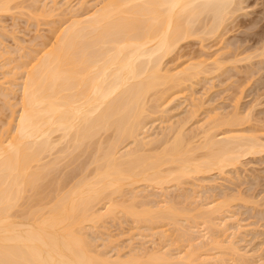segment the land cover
<instances>
[{
  "label": "bare ground",
  "instance_id": "1",
  "mask_svg": "<svg viewBox=\"0 0 264 264\" xmlns=\"http://www.w3.org/2000/svg\"><path fill=\"white\" fill-rule=\"evenodd\" d=\"M15 1L17 0H0V13L13 10L16 6L13 4ZM38 1L40 0H30L25 7L38 14ZM100 1H97V5L99 2L102 4L94 7L95 10L93 9L91 14L88 11V15L87 6L85 14H82L84 10L82 12L77 10L85 6L84 1L80 2L81 6H76L79 7L77 9L73 7L74 5L70 7L74 8L69 10L72 12V16L68 19L70 22L68 21L69 23L59 31L54 41L48 40L51 43L47 42V46L43 47V51L41 50V55L35 58L34 64L31 63L32 65L27 69L23 68V72L20 69L18 74L22 73V76L19 75V78L16 77L18 75L16 69V71L13 68V70H6L8 79L1 83L4 85L8 82L10 87L14 88L19 85L21 96L17 105L12 103L15 107L19 106L18 115L14 117V121L13 116L17 112L14 111L12 116L15 124L9 121L13 125L9 127L8 123L7 126L11 128L9 133L7 131L9 128L4 126L5 129L3 128L2 131L7 132L0 131L2 132L0 134V264H174L177 260L183 261V259L184 263L190 262L189 264L193 262L195 264L218 262L219 264L220 261L212 256L214 252L209 255L204 251L201 255V251L200 254L199 246L202 247L204 242L199 238L205 239L207 244L212 238L211 245L222 243L219 242L220 235L217 233L221 234L222 230H226L223 224L228 226L227 220L232 219L233 216L228 219L225 216L223 221L217 220L220 216H224L222 214L228 212L226 211L228 195L226 197V194L221 195L215 202H210L206 197L208 200L200 203V199L202 202L206 200L203 199L205 192L202 198L195 200L197 197L193 196L194 191L191 192L193 195H190L189 190V195L186 194L183 201L178 198L181 195H177L175 199L173 198L175 196L170 194V197L166 193L164 198L168 201H164L161 205L162 203H156L158 198L155 199V197L156 204L153 203L150 193L148 195L152 201L147 198L148 195L146 199H142L145 196H140L145 193L143 186L139 197V193L134 192L136 189L132 186L143 182L148 188L150 185L151 187L159 186L162 192L166 184L175 183L179 186L184 179L193 178V174L198 175L214 170L224 173L225 168L240 165L244 155L264 152V141L259 139L260 136L258 138L256 135L254 137L239 132L240 134L231 133V135L223 136L224 138H216L212 129L214 128L215 131V128L223 125L225 121L232 126L235 122L239 123L240 118L237 112L232 113L234 115L231 118L216 117V121L214 118L210 124L208 123L210 125L208 129L213 126L209 129L212 134L203 126L204 131H202L200 127L201 131H199L203 134L205 132L204 141L198 130L197 136L196 133L194 135L196 138L199 137V140L192 136L193 133L188 136L177 124L179 128L171 132V135L170 130L177 128L176 125L172 127H170L171 124L167 125L168 128L165 129L167 132L161 133L160 137L146 135L149 131V119L160 110V101L165 94L167 95V90L184 87L183 85L189 82L191 84L195 78L205 72H214L213 74H217L218 71L224 72L225 64L229 66L231 61L233 64L245 59L235 58L237 56H234L235 52L234 55L231 54L234 56H231L233 59L229 57L232 60L228 59L230 55L224 57L229 61L223 57L220 59L226 53L223 52L214 60H208L209 62L206 61L207 58L201 60L194 57L195 62L191 59L193 62L189 65L185 64L184 68L180 66L181 69H177L175 73L164 67V59L172 53L175 55L178 46L184 41L199 37L201 42H205L207 38L221 35L220 31L233 20L234 14L242 10L244 7L242 3L245 0ZM68 2L72 3L71 0ZM62 4L64 3L60 6L54 4L53 10L50 8V11H47L50 14H52L51 11L66 14L67 12L64 11L68 6L64 7ZM44 16L47 15L44 14ZM40 17L39 19L43 18ZM241 43L242 41L240 45L243 44ZM202 45L203 43L200 44ZM262 47L260 55L257 54L258 50L255 51L257 56H264V46ZM253 54L254 52L251 56ZM17 65L14 66L19 69L21 66ZM231 66L233 65L229 67ZM12 71L14 73H11ZM17 79H21L20 82ZM3 91H0L1 94ZM10 106L13 107V105ZM6 107L8 108L7 105ZM214 116L209 118L213 119ZM3 122L6 123V120ZM175 123L172 122V124ZM165 134H167L166 138ZM161 137L164 138H162L163 141H160ZM197 141L200 143L197 144ZM130 142L135 143L134 147L129 144L133 148L130 146L129 149L128 146L129 150H122ZM200 150L202 155L199 153ZM197 153L200 155L198 156ZM200 176L198 175L199 179L202 178ZM125 185H129L130 189L126 190ZM163 187L164 190H162ZM154 190L157 191V189ZM168 196L169 198H166ZM125 197L129 199H124ZM160 197L163 201V196ZM101 203L103 210L98 206ZM119 209L135 217L137 221H144L145 224L167 221L169 222L167 225L171 224L172 227L174 224V228L179 227L177 229L179 238L184 236L186 240L189 236L186 240L188 246V251L185 252L186 257H182V253L180 257L178 254V256L175 255L176 258L173 257L174 254L171 255L172 252L168 250V247L164 250L165 252H161L164 249L162 247V250L158 252L157 249L149 248V251L145 247L142 251L139 246L140 250L133 248L136 252L140 251L139 254L129 250L131 253L126 254L128 257L124 256L127 258L121 259L122 253L117 251L118 257L114 258L115 253L110 256L111 253L108 254L107 249L111 247L109 245H112L113 237L110 238L109 245L107 241L104 242L108 246L102 245L103 249L101 247L100 249L96 240L94 243L95 238L90 232L93 228H90L88 224H98L100 220L113 217ZM181 217H184L186 224ZM199 219L202 224L205 223L204 226L213 235H209L208 231L206 235L207 229L200 225L201 223L199 224ZM198 225L201 228L203 226L204 230L197 229ZM174 228L172 227V231ZM88 229L90 231H87ZM179 229L182 231L179 232ZM167 230V233L164 230L163 233L159 232L163 235L161 236L164 242L165 240L167 242L166 237L168 233L170 234V229L167 228ZM192 230L195 232V237L192 236ZM196 231H204V233L197 234ZM156 233L149 235L155 236ZM146 235L141 237L145 239ZM153 236L151 240L155 239ZM134 238L131 244H134L136 239L139 240ZM129 239L131 242V237ZM137 243H140V240ZM229 243L228 246L223 244L225 248L222 244L218 247L221 246L226 249V252L229 250L235 254L240 251L231 243V240ZM216 245L213 247L215 248ZM116 248L113 249L116 250ZM238 253L240 255L243 252ZM218 255L217 258H219ZM224 261L220 263L224 264ZM261 264L264 263L261 262Z\"/></svg>",
  "mask_w": 264,
  "mask_h": 264
},
{
  "label": "rangeland",
  "instance_id": "2",
  "mask_svg": "<svg viewBox=\"0 0 264 264\" xmlns=\"http://www.w3.org/2000/svg\"><path fill=\"white\" fill-rule=\"evenodd\" d=\"M28 1L30 2V0H28ZM28 1L27 0H17V1H15V3H13L14 5H16L13 8V10L11 9L9 11H4V12L0 13V84L8 79V77H7L8 71H6V70H10L13 68L14 70L15 69L17 70V71L15 70V71L18 74V72H20L21 70H22L21 72H23L24 69H27L32 64H34V62L36 61L35 58H37V56L41 55V53L43 51L42 49H44L47 46V42H48V44L51 43L52 42L51 40H53L54 37L59 34V31L70 22L68 20L70 18V16H72V12L69 11L70 9L79 8L76 6H81L80 2L84 1L87 5L84 4L85 6L83 8L80 7L77 10H79V11L81 10V12L84 10L82 12V14L87 11L86 13L88 15V11H89V14H91L93 12L92 11L93 9L95 10V8L98 5L102 4V3L100 4V2H102L100 0H99L100 2L98 3V5H97L98 0H71L72 3L68 2L70 0H43V1L40 0V1H38L39 6L37 5V8L39 7V9L37 10L39 13L37 14V12H35L34 10L31 11L28 7H25V5L27 3H29ZM55 2L58 3L59 5L56 4ZM66 2H68V4H70L71 6H69L68 4L65 5ZM61 3H64V4H62V5H64V7L68 6V8L64 11L65 13L66 12L67 13L64 14L62 12V14H61V12L59 13L57 11V13L59 14V15H57V13H55L54 11H51L52 14L53 13L54 14L53 15L50 14L49 9L52 8L51 10H53L52 5L55 4V5L60 6ZM95 3H96V5H94ZM17 4H19L18 7H17ZM20 4H22V5H20ZM242 4H243L242 6H244V7H242V10H239L237 12V14L236 13L234 14L233 17L235 19L232 17L233 20L229 21L228 25L226 24L227 26L225 25V27H224L225 29L223 28V30L220 31L221 35L218 34V36L215 35V36H213V38L210 37L211 39L207 38L208 40H205V42H201L199 37L190 38L189 40L184 41L183 43H181L182 45L180 44L182 47H180V45L178 46L179 48H177L178 51L176 50L177 53L175 52V55H174V53H172L171 54L172 56L169 55V57L167 56V58L164 59L165 60L164 61L165 66L164 67L165 68L167 67L168 71L170 69V70H172L173 73H175L177 71V69L178 70H179V68L181 69L180 66L183 67V66H185V64L188 63V65H189V63L193 62L192 60H194V57L197 59H201V60H203L204 58H207L206 61L209 62V61H212V59L214 60L215 57L217 58L218 54H220L219 56H221L223 52H226V53H224L221 56V58L219 57L220 59H222V57H223V59H225L224 57L225 56L227 57L228 55H230V56H228V59H230L236 55L237 56L235 58H245V59L241 60L240 62H237V63L235 62L233 64L231 63L232 61L229 62L230 65H233L231 67H229L230 65L228 66L225 64L227 70H225L226 68H224L225 67L224 66L223 67L224 70L222 68V70L224 72H222V71L217 72L216 71L217 74H213L214 72H205V73H202L203 75L200 74L198 76V78H195L194 79L195 82L193 81V83H191V84L189 82L188 84L183 85L184 87L180 86V87L173 88L172 90H167L168 93L165 92V93H167V95L166 94H165V96L162 95L164 97H162L163 98L161 100L162 102L160 101V103L162 105L160 104L161 108L158 111L159 113L157 112L156 115L152 116L149 119V124H148V128H149L148 130L149 131L146 133V135H151V136L155 135V136L160 137L163 133H165V131L167 130L166 128H168V126L170 124H171L170 127L177 124L182 128V130L183 129L185 130V133H187L188 136L191 135V133H193L192 136H195L194 135L195 133L197 136V133H199L201 131L200 127L203 126L207 130L208 129L207 127L210 126L209 124L212 122V120H214V118H215V121L217 120V118H222V117L224 118V116H229V118H231V116L233 117V115H234L232 113L237 112L240 119L237 117V115H236V118H237V120L238 119L240 120L239 123L235 122L236 124L234 123L235 125L233 124V126H232L231 123L226 124V121H225V122H223L224 123L223 125H219L217 127L215 126L216 127L215 131H214V128L212 129L213 133L215 132L214 135H216V138L217 137L222 138L223 136H226V134L227 135H231V133L240 134L242 132L243 134H245V135L248 134L249 136L250 135L251 136L256 135L258 138L260 136L261 138H259V139L264 141V67H262V66H264V56L263 55L261 57L259 56L261 49H263L262 46H264V43H263L264 42V0H247V1L245 0V2ZM72 6L74 8H70ZM86 6L88 9L85 11ZM47 10H49V11H47ZM43 12L47 16H44ZM81 12H78V13H81ZM33 14H35V15H33ZM87 15H85V16H87ZM40 16L41 17L44 16V17L41 18ZM37 17H38V19H37ZM39 17L41 19H39ZM196 38H198V39H196ZM48 40H50L51 42H49ZM241 41L243 43V44L241 43L242 45H240ZM201 43H203V45H202L203 47L205 46L204 48H202V46H200ZM260 46H261V48H260ZM235 48H237V49L235 50ZM257 48H259L260 50ZM228 49H229V52H228ZM257 50H258V52H257ZM255 51L257 52V54H259L258 56L256 55ZM203 52H205V53H203ZM234 52H235V55L233 54ZM253 52H254L255 56H254V54L251 56V53H253ZM184 53H185V55H184ZM231 54L234 56H232ZM177 55H178V58H177ZM247 56H251V58L253 56L254 57H253V59H251L250 57L246 58ZM9 59L11 61H9ZM228 59H227V61H229ZM232 59H230V60H232ZM261 60H263V61H261ZM194 62H195V60H194ZM23 63H25V64L23 65ZM226 63H228V62H226ZM7 64H8V66H7ZM17 64H19L21 67L22 66L23 67L22 68L19 67V69H17L15 67ZM251 64H253L252 67H251ZM19 65H17V66H19ZM176 67H178V68H176ZM220 72H222V73L220 74ZM11 73H14V72L12 71ZM11 73H10V75L12 76ZM19 75L21 77L22 73L18 74L16 77L19 78ZM9 79H11V78H9ZM20 80L21 79H19V80L17 79L18 82H20ZM11 87H13V86H11ZM11 87H10V84H8V82L4 85L1 84V87H0V88H2V89H0V91L4 90L2 94L0 92V131H2L4 127L9 128L11 125L10 122L13 123V121L15 120L14 117L18 115L17 110H18L19 106L15 107V105H17L18 104L17 102H19V100H20L21 95H19V94H21V89L19 90V88H20L19 85H16L15 88L14 87L11 88ZM13 89H14V91H13ZM6 90H8V91H6ZM7 98L10 100V102ZM5 99H7V100H5ZM12 103H14L15 105ZM3 105H5V107ZM6 105L8 106V108L6 107ZM10 105H13V107ZM2 106L4 107V109ZM11 108H12V110H11ZM163 109H165L166 111H164ZM14 111H16L17 113L13 116V113H15ZM162 111H163V113H161ZM12 116H13V121H12ZM212 116H214L213 119L209 118ZM154 119H155V121H154ZM4 120H6V123L3 122ZM208 120L209 121L211 120V121L209 122ZM171 121L174 123L176 122V123L172 124ZM179 121H180L181 125H180V123H177ZM221 121H222V119H221ZM8 123H9V127L7 126ZM219 123H221V122H219ZM14 124H15V122L13 123V125ZM214 124H216V123H214ZM13 125H11V127ZM184 125H185V127H184ZM217 125H218V123H217ZM179 126H177V128L175 127V129L172 131L170 130L169 134L171 135L173 133V131H175L176 129L179 128ZM203 127H202V131H204ZM212 127L213 126H211V128ZM211 128H209V129H211ZM10 129L11 128H9V130L7 129L8 133L10 132ZM163 129H164V131H163ZM209 129L207 131L212 134V132H210ZM197 130L198 131L200 130V131L198 132ZM4 131H2V132L3 133L7 132V131H5V132ZM168 132H169V130H168ZM199 135H200V137L203 136L202 139L204 141L205 132H204V134H203V132H200ZM166 136H167V134H165V138H166ZM196 136H195V138H196ZM256 136H254V137H256ZM149 138H150V136H149ZM162 138L163 137H161L160 141L162 140ZM198 138H196V139L199 140ZM196 139H194V140L196 141ZM160 141L158 142L159 145L161 143ZM200 141H202L201 138H200ZM200 141H197V144L200 143ZM129 144H131L134 147L135 143L134 144H133V142L128 143L126 145V147L125 146L123 147L122 150H126V151L129 150L132 147ZM195 144H196V142H195ZM128 146H129V149H128ZM200 152H202V150H200L199 153ZM200 154L197 153L198 156ZM241 160H242L241 161L242 163H240V165L233 166V167L229 166V167L225 168L224 173H223V171L221 173L218 170H214V171L206 172L203 174H198L199 176L201 175L200 176V178L202 177L201 179H199L197 174H195V175L193 174V178L188 177L189 179L188 178L184 179L186 182L184 180L182 181L183 183L180 184L181 187H180V185L179 186L175 185V183L174 184L172 183L169 185L166 184V185H168V187L166 185L164 187H165V190H166V188H167V190L165 191L164 187L162 189V190H164L162 192H164L163 194H165V195L160 194L159 196H157L159 193H162V192H161V189L159 186H156L153 184L152 185L154 186V188H152L153 186L151 187V185L150 186L148 185L150 187V188H148L147 184H145V183L143 184V182L136 183V185L133 184L132 187H133V189H136L134 192L139 193L138 194V197H139V195L142 193L141 190L143 189L142 188V186H143L145 193L143 192L144 194H142L140 196H143V195H145V196L142 199H146V196L148 195V193H150L149 194L150 198L153 197L152 198L153 203L156 204L159 202V203H162L161 205L164 204L163 203L164 201H166V200L168 201V199L165 200V198H164V196H166V193H168L167 195H169L170 197H171V195L175 196V197H173L175 199H176L177 195H181L180 197H178V196L177 197L181 198V200L183 201V199H185V197H186V194H188L189 190H190L189 191L190 195L193 193L194 195L193 194L192 195L197 197V198H195V200L198 199L199 197L202 198V196L205 192L203 199H206V200H204L202 202V199H200L201 202L198 201L200 203H204L205 201L208 200V198H209L210 202H212V201L215 202L221 197V195L224 196L226 194L225 197L228 195L229 202H228V205L226 206L227 208H229V209L226 208V211H228V212L227 213L225 212L224 214H222V215H224V216H222L224 218H222L220 216L219 217L220 219H218L217 221H219V220L223 221L222 219H225L226 217H227L226 219L231 218V216H233V217H232V219L227 220V222L229 224L228 226L223 224V227L226 230H222V232H221L222 235L220 234V232L217 233V235H220V236H218L220 240L219 239L218 240H219V242L220 241L222 242L221 243L222 246H223V244H225V246L227 244V246H228V244H230L229 242L231 240V243L234 244V246H237L238 247L237 249L240 250L238 252H241V253L243 252L242 254H244V253H247V254H244L242 256V254L239 255L238 252L236 254L229 252V250H228V252H226L225 251L226 249H224L225 248L224 246H223L224 248L221 246L219 248L218 246L221 244L216 245V243H214L216 245V247L214 248L213 246H215V245L214 244L211 245V243H210V240L212 239L210 236H207L208 238L209 237L211 238L210 240H208L206 238L208 240V244L206 243L205 239L203 240V239L199 238V240H202V242H204L202 244L203 248L201 247V245L199 246L201 249L200 254H201V251H202L201 255H203L204 251H206V253H208L209 255L214 252L212 254V256H214L215 260L222 262V260L224 261V259H225L224 264H226V263H228V264H241V263H244L245 261H247L246 264L247 263L251 264L252 262H253V264H255V263L258 264L259 262H260L259 264H261V262L264 263V152H261V154L260 153L246 154V156L244 155L241 158ZM192 184L195 186V188ZM134 186H139L140 188H137V187L134 188ZM125 188H126V190H128V189H130V186L125 185ZM146 188H147V190H145ZM154 189H157V191H155ZM140 191H141V193H140ZM192 191H194V192H192ZM127 192H130V191H127ZM131 192H133V191H131ZM153 192H156V193L159 192V193L153 194ZM197 193H199L200 195L202 194V195L198 196V195H196ZM131 194L132 193H130V195ZM130 195H128V196H130ZM149 195L147 196V198H149ZM160 196H163L162 197L163 201L161 200ZM169 196L166 198H169ZM193 196H192V198H193ZM127 197H125L124 199H129ZM154 197H155V199L158 198L156 200L157 201L156 203L154 202L155 201ZM206 197H208V198H206ZM120 198L121 197H119V199ZM192 198H190V199L193 201ZM230 198H233L232 199L233 201ZM138 199L140 200V198H138ZM142 199H141V202H142ZM143 201H146V200H143ZM150 201H152V200L150 199ZM196 203L197 202H195V204ZM207 203H209V202H207ZM101 205H103V204L101 203L98 206H100V208L103 210V207ZM194 206H196V205H194ZM105 209L106 208L104 207V210ZM116 211H117V213L115 214L116 217L113 216L114 217L113 218L110 216L109 218H105L103 220H100L98 222V224L93 223L94 226H93V224H91V225L88 224V226H91L90 228H93V229L89 228L91 231L89 229L87 230V231L91 232V235L95 239L93 237H90V238L92 240L94 239V243L96 240V242L99 244L98 245L96 243L99 246V248L101 247L103 249L102 245L103 246L107 245L110 242V240L112 239V243L110 242L112 245H109L110 243L108 244L111 247L110 248L104 247V248L108 249V254L109 253L112 254V255L109 254L110 256H113L115 253L114 258L118 257L117 255L119 253L117 251H119V252L121 251L120 252V253H122V256H120V257H122L121 259H123V258L126 259L129 255V253H131V252H129V250L132 252L133 251L136 252L135 250L136 249L140 250V247H141L142 251H143V247H145L146 249L148 248L147 250H149V251H150V249L151 250L157 249L158 252H160L162 250L161 249V247H162L164 249L161 252H165L164 250L167 249V247H168V250L169 251L171 250L170 252H172L171 255L174 254L173 257L176 258V256H178V255L180 257L181 256L180 253H182V257L183 256L186 257L185 252L188 251V248H187L188 246H187L186 240H188L189 236L187 237L186 240L184 239L185 238L184 236H182L183 238H179L180 235L179 236L177 235V234H179L177 231V229L179 227L176 228L177 227L176 225H175L176 226L175 228L173 226L174 224L172 225V227L174 228L172 231L171 224L167 225L169 223V222L167 223V221H166V223H165V221H163V222H160V223L158 222V223H154V224H151V222L150 223L147 222L148 224H145L144 221L143 222L141 221L142 222L141 223L140 221H137L135 217L131 216L128 213L126 214L125 212L121 211L120 209L116 210ZM228 216H230V217H228ZM181 218H182L181 220L184 221V223L186 224V222H185L186 220L184 219V217H181ZM196 219H198V218H196ZM199 220H200V222L198 220L197 221L200 224L202 221H201V219H199ZM224 222H225V220H224ZM227 222H226V224H227ZM184 223H182V224H184ZM142 225H144V226H142ZM200 225L204 226L205 223L204 224L201 223ZM200 225H198L199 227H196V228L197 229L201 228ZM88 226H87V228H88ZM203 226H202V228H203ZM167 228L170 229L169 230L170 234L168 233V236L167 235H164V236L165 237L167 236L166 239L168 238L167 242H169V243H167L166 240H165V242L162 241L163 235L159 233V232H162L163 230H164V232L167 233L168 232ZM196 228H194V229L196 230ZM202 228H201V230H202ZM204 228H206V226H204ZM204 228H203V230H204ZM165 229L167 231H165ZM206 229H205L206 235L208 232H209V235L210 234L213 235L212 233H210L211 231H208V228H206ZM174 230H175V232H174ZM176 231H177V233H176ZM180 231H182V230L179 229V232ZM90 232H88V235L90 234ZM154 232L155 233L157 232L158 234L156 233V235L153 236ZM193 232H191L193 234L192 236L195 237V235H194L195 232L194 233ZM201 232L196 231L197 234L198 233L201 234ZM143 233L145 235L146 234L149 235L150 233L151 234L153 233V235H149V236L146 235L147 238L145 236V239H144L141 237V236L144 237ZM191 233L189 234L190 236H191ZM202 233H204V231ZM91 235H89V236H91ZM132 235L133 236L135 235L134 237L138 238L140 240V243H137V242H139V240L136 239L135 242H133L134 244H131L133 239H135ZM139 236H140V238H139ZM151 236L155 237V239L152 238L153 240H151L150 239ZM197 236L198 235H196V237ZM111 237H113V238H111ZM130 237H131V239L133 237L131 242L129 239ZM160 237H161V239H160ZM222 238H223L224 242H223ZM113 239L115 240V242ZM141 239L143 240V242ZM226 240H227V242H226ZM106 241H107V244L104 243ZM197 241H198V238H197ZM128 242H130V243H128ZM127 243L130 245H128ZM141 243L143 244V246H141L142 245ZM205 243H206V247H204ZM144 244H146L147 247ZM116 246L118 248H116ZM127 246H129V247H127ZM199 247H198L197 251L199 250ZM113 248H116V250ZM133 248H136V249H133ZM179 248L181 250H179ZM216 248H217V250H216ZM107 249H105V251H107ZM109 249H111V250H109ZM117 249H120V250H117ZM121 249H123V250H121ZM220 250H223L225 252H223V251L221 252ZM116 252L118 254H116ZM139 252L140 251H138L136 253L139 254ZM225 253L226 254L230 253L231 255L229 254L230 256L229 255L226 256ZM126 254H128V255H126ZM198 255H199V253H198ZM217 255L219 258L216 257ZM124 256H127V257H124ZM221 257H224V258H221ZM229 257H231V258H229ZM227 258H228V261H227ZM241 258H242V260H241ZM177 259H182V258H177ZM215 260L213 259L214 262H217ZM180 261L182 263H184L183 262L184 259H183V261L177 260V263H174V264H182ZM220 262H219V264H222ZM186 263L189 264L190 262L189 263L185 262L184 264H186ZM158 264H161V263H158ZM216 264H218V262Z\"/></svg>",
  "mask_w": 264,
  "mask_h": 264
}]
</instances>
